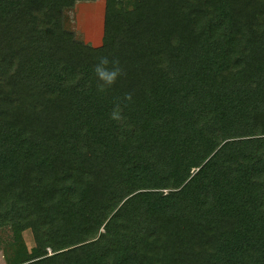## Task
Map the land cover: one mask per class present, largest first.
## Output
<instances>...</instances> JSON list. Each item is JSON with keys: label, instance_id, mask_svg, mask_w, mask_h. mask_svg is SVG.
<instances>
[{"label": "trees", "instance_id": "trees-1", "mask_svg": "<svg viewBox=\"0 0 264 264\" xmlns=\"http://www.w3.org/2000/svg\"><path fill=\"white\" fill-rule=\"evenodd\" d=\"M84 1L0 0V244L264 264V0H104L99 46L66 26Z\"/></svg>", "mask_w": 264, "mask_h": 264}, {"label": "rangeland", "instance_id": "rangeland-1", "mask_svg": "<svg viewBox=\"0 0 264 264\" xmlns=\"http://www.w3.org/2000/svg\"><path fill=\"white\" fill-rule=\"evenodd\" d=\"M125 9L133 7L132 0L124 1ZM104 0L77 2L68 17L65 12L66 26L75 35L93 46L101 44L103 33ZM34 245L29 229L20 232L9 244H0V264H16L24 260Z\"/></svg>", "mask_w": 264, "mask_h": 264}, {"label": "clouds", "instance_id": "clouds-1", "mask_svg": "<svg viewBox=\"0 0 264 264\" xmlns=\"http://www.w3.org/2000/svg\"><path fill=\"white\" fill-rule=\"evenodd\" d=\"M103 63H107V61H103ZM97 73L107 84H111L118 75V69L107 71L98 66Z\"/></svg>", "mask_w": 264, "mask_h": 264}]
</instances>
